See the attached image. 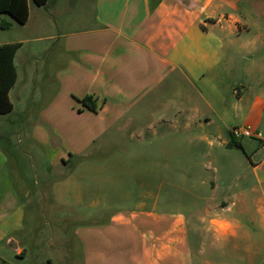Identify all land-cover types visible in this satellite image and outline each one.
<instances>
[{"label": "crops", "instance_id": "crops-1", "mask_svg": "<svg viewBox=\"0 0 264 264\" xmlns=\"http://www.w3.org/2000/svg\"><path fill=\"white\" fill-rule=\"evenodd\" d=\"M28 3L29 20L22 25L36 20L39 30L51 27L52 35L38 39L61 40L58 51L66 59L57 72L61 88L44 112L51 116L41 119L47 126L34 128L43 136H50L46 127L62 130L64 115L85 116L99 131L116 128L124 138L118 145L152 146L150 159L168 163L195 161L209 156L208 147L233 142L220 137L216 118L231 128L241 123L264 130V0H48L34 9L35 1ZM3 16L9 27L0 29V44L21 43L13 102L17 58L30 39L8 32L19 22ZM41 51H26L23 65ZM86 96L96 101V111L82 104ZM91 129L81 125L77 139H65L57 164L71 165L73 155L86 162ZM172 130L192 134L166 137ZM240 142L241 161L250 169L232 171L227 186H220L216 171L174 170L130 206L123 204L130 193L109 194L101 186L94 208L108 209L109 200L124 206L109 221L94 218L78 231L84 264H264V154L257 151L264 146L252 138ZM128 153L123 160L140 158ZM176 178L186 185L174 182L173 188ZM29 193L19 190L0 151V259L8 264L32 255L23 238ZM50 195L59 202L56 192Z\"/></svg>", "mask_w": 264, "mask_h": 264}, {"label": "rangeland", "instance_id": "rangeland-1", "mask_svg": "<svg viewBox=\"0 0 264 264\" xmlns=\"http://www.w3.org/2000/svg\"><path fill=\"white\" fill-rule=\"evenodd\" d=\"M36 5L32 4L33 9ZM5 20L4 16L0 17V29L2 23H6ZM49 21L50 23L53 21L52 16H49ZM34 22L26 26L21 23L16 24L17 28L8 31L21 33L30 40L25 43L17 58L19 82L12 91L15 109L7 116L0 115V151L9 159V166L16 176L19 190L28 189L30 192L23 238L31 244L32 255L22 264H50L51 262L53 264H84V245L78 231L92 224L94 218L109 221L115 208L135 204L141 199L146 188L157 186L159 180H163L162 177H167L169 173L187 169H197L196 171H204L208 174L216 171L221 177L219 178L220 186H227L231 181L232 171L242 172L250 169L245 162L242 163L246 161V154L236 148L228 149L226 144L208 147L209 156L195 159V161L191 157L185 160V157L180 162L172 160L168 163H156L150 159L153 157L150 156L153 155L152 146L118 145V140L124 138L118 134L116 128L99 131L98 122L84 119L85 116L77 120L76 117L64 115L60 119L62 130L48 131L46 127L45 133L48 132L50 136H43L42 130L36 131L34 128L39 124L47 126L46 123H41V119L51 116L50 113L46 115L44 112L61 88L57 72L66 59L58 51L61 40L54 43V40L38 39L52 35V28L42 31ZM45 46L47 50H43ZM37 47L42 50L37 59L28 62L26 66L23 65L26 51L34 52ZM73 102L77 110L79 105L74 99ZM227 103L231 108V92ZM216 119V124L220 126L218 130L220 137L231 139L230 129L233 127L231 128V125L228 127L219 118ZM81 125L91 126L90 132L95 136L87 146L89 157L86 158V162H80L82 157L73 155L72 166L57 164L60 154L67 150L64 144L65 139L71 141L77 139ZM236 126L261 129L241 123ZM260 131L264 132L262 129ZM165 132L166 137L182 139L192 134L182 130ZM210 132L212 134V131ZM211 137L214 139L215 135ZM217 141L218 139H215V143ZM243 142L245 143L246 139ZM251 148L247 147L248 151ZM257 151L260 156L264 154V149L261 147ZM128 152L140 154V158L137 159L136 156L131 157L135 161L131 158L127 161L123 160L129 157ZM231 156L242 161L232 162ZM165 166L167 168H164ZM66 174L72 175L66 177ZM171 180L173 188L174 182L178 185H186V180L183 178ZM101 186L106 188L109 194L124 192L130 193L132 197L129 201L120 200V203L109 200L108 209L99 211L91 205V202L98 198ZM87 189L93 192L91 197L83 194ZM53 192H56L59 197L58 203L50 201L52 199L50 194ZM173 194L180 196L177 190ZM68 195L72 196L69 201L66 200ZM122 202L124 205H121ZM173 204L179 207V203ZM2 261L0 259V264Z\"/></svg>", "mask_w": 264, "mask_h": 264}, {"label": "trees", "instance_id": "trees-1", "mask_svg": "<svg viewBox=\"0 0 264 264\" xmlns=\"http://www.w3.org/2000/svg\"><path fill=\"white\" fill-rule=\"evenodd\" d=\"M34 1L37 5H45L48 2V0ZM3 13L11 15L17 22L25 24L30 16L28 0H0V15ZM8 27V23H2L3 29ZM20 46V42L0 44V114L11 112L14 107L9 92L18 79L15 56ZM80 101L90 110H97L96 101L92 97L86 96ZM232 141L245 152L240 141L235 139H232Z\"/></svg>", "mask_w": 264, "mask_h": 264}, {"label": "built area", "instance_id": "built-area-1", "mask_svg": "<svg viewBox=\"0 0 264 264\" xmlns=\"http://www.w3.org/2000/svg\"><path fill=\"white\" fill-rule=\"evenodd\" d=\"M232 139L237 141H242L246 138L257 139L260 141L262 146H264V132L260 130H254L250 127L236 126L231 129ZM1 264H8L5 261H2Z\"/></svg>", "mask_w": 264, "mask_h": 264}, {"label": "water", "instance_id": "water-1", "mask_svg": "<svg viewBox=\"0 0 264 264\" xmlns=\"http://www.w3.org/2000/svg\"><path fill=\"white\" fill-rule=\"evenodd\" d=\"M226 147H227L228 149H232V148H237V149H239V148H240L238 145H235L233 142H229V143H227Z\"/></svg>", "mask_w": 264, "mask_h": 264}]
</instances>
